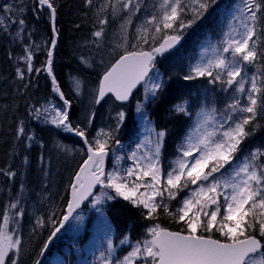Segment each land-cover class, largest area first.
Wrapping results in <instances>:
<instances>
[{
	"label": "snow or ice",
	"instance_id": "1",
	"mask_svg": "<svg viewBox=\"0 0 264 264\" xmlns=\"http://www.w3.org/2000/svg\"><path fill=\"white\" fill-rule=\"evenodd\" d=\"M84 2L86 7L93 6V0ZM218 4L219 0H153L151 10L147 0H106L99 5L95 14L100 27L92 33V43L103 47L104 26L109 23L106 13L120 21L119 41L112 49L114 62L93 90L92 103L100 104L109 97L123 106L138 86L144 87L146 98H158L164 82L157 69V58L176 48L186 30ZM57 8V0H34L32 11L37 18L41 12L48 14L53 38L46 49L44 70L51 78L52 91L63 104L42 106L43 111L33 108L30 115L56 129L74 133L86 146L87 158L69 185L66 211L44 242L41 254L65 225L83 224L84 217L77 210L86 201L103 215L107 201L121 198L153 223L135 243L128 236L120 241L130 249L122 257L115 255L109 238L106 255L101 252L102 264H264V146L246 153L241 148L264 122V0H240L235 4L220 38L209 42L197 62L189 65L182 78L206 80L213 87L205 92L213 95L211 99L205 97L197 112V122L179 140L175 157L167 166L162 163L166 129L149 126L144 142L127 157L117 155L118 149L110 146L113 142L119 144L114 134L126 117L122 108L116 112L115 127L101 129L91 138L88 127L94 113L87 118L86 126L72 124L71 102L65 98L53 71ZM2 11L10 15L8 23L0 16V30L9 32V25H16L15 35L23 46V53L16 57V75L23 82L26 75L41 71L33 65V46L23 45L25 6L5 4ZM138 13L143 20L136 27V42L130 50L128 28ZM144 45H148L147 49ZM21 61L23 68L19 67ZM82 62L87 63L83 58ZM72 84L79 94L81 82L73 78ZM22 86L27 88L28 83ZM217 92L223 94L222 100L215 95ZM218 103L222 106L218 107ZM137 112H143L142 105L137 104ZM174 112L191 115L187 101L175 104ZM21 137L34 141V136L26 134L23 121L16 131V139ZM110 153L113 166L106 171ZM125 159L131 164L121 167ZM27 162L25 157L24 163ZM0 172L9 178L16 176L10 170ZM24 191L21 184L15 200L0 211V264H20ZM161 215L170 217L180 228L171 230L156 222ZM35 223L45 227L42 217L37 216ZM34 264L40 261L37 259Z\"/></svg>",
	"mask_w": 264,
	"mask_h": 264
},
{
	"label": "rangeland",
	"instance_id": "2",
	"mask_svg": "<svg viewBox=\"0 0 264 264\" xmlns=\"http://www.w3.org/2000/svg\"><path fill=\"white\" fill-rule=\"evenodd\" d=\"M105 2L106 0H93L92 8L94 9V13L96 12V8L99 5L104 4ZM147 2H148L149 10H151V4L153 0H147ZM239 2L240 0H225L224 7L228 6L227 7L228 9L226 13L227 22L224 25L223 30H225L228 25L229 19L232 14L233 6L235 4H238ZM5 4L25 6V13L23 18H26L28 14L31 13L30 8L33 7L34 3L31 2V0H4L0 5V16L5 18V23H8L7 16L10 14L4 13L2 11V8ZM105 15H108L109 23L107 24V30L105 29V39H104L103 47L97 48L92 43L93 45H90L88 47L87 54L84 55L85 58H91V60H93L94 63L93 72L97 74L98 79L100 75L103 74V72L106 71V69L115 60L116 57L115 55H113L112 49H113V45L119 41V24H120L119 19L113 20L111 15L108 13H106ZM95 16L96 14L93 15L92 17L91 15L88 14L86 18V20H88V18H93V21L90 22L89 25L87 24L88 29L92 31V33L95 30H97L98 27H100L99 23H97L98 18L97 16L95 18ZM137 17L132 18V24L128 28V47L130 50L132 44L136 42V27L143 20V15L141 13H138ZM47 18L49 19L48 14H47ZM33 22L35 25H37V23L39 24V18H37L36 15L33 18ZM16 28H17L16 25L10 24L9 32H4L0 30V65L2 67L0 73V80L10 78L12 67L9 64L8 59H12V61H14V66L17 67L18 65H17L16 57L20 56L23 53V46L22 47L19 46L22 45L21 40L17 39L15 35ZM222 31L215 37L206 38L203 41H201L197 46L195 53L193 55H190L187 59H185L184 67L182 69L183 76L187 73L189 65L197 62V60L200 57V53L202 49L205 46H207L209 42L217 41L220 38ZM24 33H22L23 45H32L34 54L42 53L46 57L47 56L46 49L49 47V44L46 38L43 37V32L40 35V32L38 31L31 32L29 30L26 36L24 35ZM74 36H75L74 40L80 37V35L78 36L74 35ZM80 41L85 42L84 40H80ZM71 44L72 43H68L69 46ZM79 44L81 45L83 43L78 42L77 46H79ZM36 45H39V48H36L35 47ZM144 47L147 49L148 45H144ZM117 51H119V49ZM190 57L191 59L189 60ZM2 59H5V61H7L8 67H5L6 64L1 61ZM164 65H165L164 61L160 60L159 67H162ZM19 67L21 68L24 67L22 61L19 63ZM159 67L157 69L159 70L162 79L163 76ZM34 68L36 67L34 66ZM68 68L70 71H72L70 67ZM197 80L199 81L196 83L199 86L197 90L199 91L198 93L200 94V96H198V98L194 100L192 105L190 104V102H187L189 111H193L192 126L190 128L194 127L195 123L198 120L197 112L201 104L205 101V97L207 96L209 99H211L213 95L211 92H207V93L205 92V89H211L213 86L208 85L206 80L203 79H201L202 81L200 79ZM1 84L7 85V83H0V85ZM35 85H36V89L37 88L41 89L42 87L46 89L44 83H37ZM96 86L97 83H92V84L89 83V86L88 85L86 86L85 96L83 97L84 105H83L82 114L79 117L80 119L77 121L71 119L72 124L74 126H81V127L86 126L87 118L94 113L91 125L88 127V135L89 138H91L95 136V134L101 129L107 131L110 128L115 127L116 112L118 109L122 108V110L125 111L126 113V117L124 122L120 125L118 132H116L114 136H115V140L116 137L119 136L123 144L119 141V144L113 142V144L110 146L118 149L117 155L127 157L131 154V152L137 150L138 145L144 142L145 137L148 135L149 126L153 127L152 123L149 125V122L151 121L149 120L148 114L145 109L146 106L149 105V102L153 100V98L145 97V90L144 87L142 86L138 94V97H136L127 106H120L116 104L112 99L107 98L103 103H101L99 107L95 108L94 104L92 103V99H93L92 94ZM5 88L6 87H4V89ZM6 94L7 93H5V96H7ZM215 95L222 100L223 98L222 93L217 92ZM40 98L41 99L39 100L37 108H41L42 111H43L42 106L50 107V104H55L57 107H59L62 105L59 102H57L55 98H47L45 95L41 96ZM137 104L143 106L142 113L137 112ZM11 106L13 108V105ZM217 106L220 107L222 106V104L218 103ZM13 113L14 110L12 111L9 105H4L3 107L0 106V124L1 125L5 124L4 127H6L7 124L10 123ZM34 121L42 129L45 130L49 129L51 132L55 134H59L61 136H63V134L69 136L66 138V144H64L63 147L57 148V150H50L49 148H47V145L44 144V142L32 144L35 143L36 141H31V142L28 141L27 149L25 151H28L30 147H41V145H43L45 147V150L50 152V156H49L50 158L46 160H42L43 158H41V160H37L34 163V170L32 171L33 163L28 161L27 164H25L24 158L26 156L23 155V159L22 160L20 159L21 161H11L9 163V167L3 168V170H10L15 172L16 173L15 177L9 178L3 174H0V183L4 181L3 182L4 184H1L2 186L1 188L5 190H9V192H11L6 198L5 197L1 198L3 193L0 192V211L4 209V206L7 203L15 200V197H13L12 187L15 188L14 193L16 195L17 193L20 192L21 184L24 185V188L27 187L23 193V200H22V205L25 208V215L21 220V227H20V233L23 240V251L20 257V264H33V260L34 259L36 260V258L38 257L39 251H37V249L40 248L39 246H41L45 242V240L42 242L40 235L44 231L48 229H52L53 226L55 225L56 220L62 211L61 200L62 197L66 194L71 176L74 173L78 164H80V162L85 156L84 148L81 145L82 143L76 140L75 138L71 137L70 132L69 134H66L67 131L56 129L53 125L43 123L42 120L39 119L34 118ZM127 123H128V127L126 128L127 130L126 129L122 130V126ZM189 129L186 131V133L189 131ZM7 130L8 131L5 132V135H9V133H11V128H8ZM126 136L127 137L131 136L132 138V140L130 139L131 145L125 146V143L129 142ZM178 142L179 140L177 141V143ZM29 145L31 146L29 147ZM262 146H264L263 142H257L256 139H252L250 137L244 142V144L241 145V148L244 149L246 153L250 149H254ZM171 159L173 158H168L166 154L165 155L163 154L162 163L165 166H167L169 160ZM18 164L19 166L16 167V165ZM130 164L131 161L127 159L121 161V167ZM112 166H113V157L110 153V159L107 166V171H111ZM112 194L115 195L114 193ZM181 195H183V193H181ZM116 200L123 201L121 198H117L112 201H107L103 205V215H101L99 212L96 211V209L92 208L91 205L88 204L84 210L78 212L81 216L84 217L83 224L80 226H77L74 223L67 225L65 231L61 232V234L59 235V242L61 243L65 239H73L77 241L78 238H81V240L86 241V244L82 249L75 251V253H77L78 251L81 253L76 255L77 259L81 260V263L79 264H102L101 252H105L107 248V240L109 238L111 239L112 244L116 249V253H115L116 256L122 257L124 254H126L128 250H130L128 245L126 244L122 245L120 243V241L124 238L114 242L113 228L110 226V222L108 221L107 218V210L109 208V205ZM3 201L5 202L3 203ZM173 204H175V201H173ZM130 207L132 208L133 211V215H131V218L133 217L135 219H138L136 222L141 224V227L138 230L140 232L138 233L139 236L138 238H136V240H139L144 237L145 228L149 226L151 223H153V221H149L145 219L140 215L139 210L133 208L131 205ZM37 216L42 217L44 219L45 227L40 228L39 226L36 225L35 220ZM50 218H51V223L49 222ZM159 220L167 221L166 223H169L168 225H174L172 226L173 229L178 230L180 228V225L174 223L171 220V218L168 216L161 215V218ZM159 220L156 222L160 223ZM87 229L88 231L85 232ZM136 240L134 241L130 240V241L132 243H135ZM59 247L61 246L59 245ZM61 261L62 258L51 252L49 260L43 261V264H61Z\"/></svg>",
	"mask_w": 264,
	"mask_h": 264
},
{
	"label": "trees",
	"instance_id": "3",
	"mask_svg": "<svg viewBox=\"0 0 264 264\" xmlns=\"http://www.w3.org/2000/svg\"><path fill=\"white\" fill-rule=\"evenodd\" d=\"M3 1L4 0H0V5ZM57 4L58 8L55 26L58 30V36L56 37L57 45L53 54V71L60 89L65 95V98L70 100L71 102L72 107L69 110L71 119L77 121L80 119L79 117L83 111V97L85 96L86 86H89V83L92 84L98 82V78L93 72V60H91V58H85L81 53V51L85 49L86 43L82 45L83 49L77 46V43L80 40H84L89 37H91L92 40L95 39L92 36V31H90L87 26V24L89 25V23L93 21V18H88V20H86L88 16V7L85 6L84 0H57ZM224 4L225 0L219 1L218 6H214V8L210 9L209 13L206 14L203 19H201L196 25H194L193 28L187 30L182 46L177 51L164 56V58L161 59L162 61H164V66L159 67L160 60H157V68L159 67L161 72H163L164 90L160 94V96L158 98H154L152 101L153 103L149 106H146L145 109L148 111V118L156 130H167V136L165 137L163 147L164 154L169 152L171 154L170 156H175V148L177 145L178 137H183L186 129L189 128L190 124L189 120L184 119L180 115L171 114L169 111V107L172 104L176 103L181 98H190L191 94L194 92L195 81H185L182 78V69L184 67L185 59L195 53L198 44L202 40L209 37H215L223 30L224 25L227 22L226 13L228 9V6L224 7ZM92 7L91 11L93 9ZM31 13L37 16V14L33 11ZM29 16L32 17V14H30ZM32 24V22H26L25 32L34 26ZM38 25L42 26L41 30L43 31V36H45L47 42H49L53 38V35L51 23L47 18L46 12L39 13ZM104 27L107 30V25H105ZM74 35H80V37L74 40ZM68 43L72 44L68 47ZM44 58L45 56L42 53H35L33 63H37L42 60V64H44ZM82 58L83 60H86L87 63L82 62ZM190 59L191 57L189 58V60ZM1 61L6 64L5 67H8L7 61H5V59H2ZM68 67H70L72 70L70 71V73ZM1 68L2 67L0 65V73ZM64 74H66L67 76H65ZM10 78L12 79H10V81L8 82L9 84L7 83V85H0V106L3 107L4 105H9L12 111L14 110L10 123L7 124L6 127H4L5 124H0V169L9 167V163L11 161H21L24 155L27 157V161L33 163V171L34 163L37 160H41V158H43L42 160L50 158V152L46 151L44 146L30 147L28 151H25L27 149L28 141L24 137H21L19 140L16 139V131L20 121L24 122L26 134L34 136V141L36 142L32 144L44 142V144H46L47 148H49L50 150H57V148L63 147L64 144H66V138L68 137V135L63 134V136H61L59 134L51 132L49 129L45 130L40 128L37 123H35L33 116L30 115V110L33 108H37L38 106V104L34 105L33 103H36V99H38L39 103L41 96L45 95L47 98H55V100L57 101L55 93L52 91V83H50L41 72H33L32 74L26 75L25 81L22 82L17 78L16 70H14L10 73ZM73 78H76L81 82V89L79 94H77V92L73 88ZM23 83H28V87L24 88L22 86ZM37 83H44L47 90L43 87L41 89H36L35 84ZM4 87L6 88L4 89ZM8 88L11 89L9 90ZM5 93H8L6 94L7 96H5ZM135 98L136 97H134L133 100ZM11 105H13V108ZM127 127L128 123L122 126V130H125ZM8 128H11V133H9V135H5V132L8 131ZM126 138L129 142L125 143V146L131 145V136H126ZM251 138L256 139L257 142L264 143V122H261L260 129ZM116 140L121 142V138L119 136L116 137ZM18 166L19 164L16 165V167ZM0 174H3V172H0ZM12 191L13 197L16 198L17 195L14 193V187H12ZM2 193L3 194L1 198H6L11 192H9V190L3 189ZM65 204L66 194L62 197L61 200V210H63ZM131 215H133L132 208L126 201L116 200L109 205V208L107 210V217L112 227L114 228L118 238H121L125 234H128L130 240H135L136 238H138V230L141 227V224L136 222L138 219H135L133 217L131 218ZM159 222L166 228L177 230L172 228V226L174 225H168L169 223H166L167 221L159 220ZM47 233H49L48 230L44 231L40 235L42 242L45 240V238L48 237ZM59 245L61 247H59ZM83 246L84 241L81 240V238H78L77 241L73 239H65L61 243L59 242V238L57 237L47 254V258L44 261H48L50 253L53 252L55 255L62 258L65 264H79L81 263V260H78L76 255L81 253L79 251L75 253V251L82 249ZM34 261L35 259L33 260V264Z\"/></svg>",
	"mask_w": 264,
	"mask_h": 264
},
{
	"label": "bare ground",
	"instance_id": "4",
	"mask_svg": "<svg viewBox=\"0 0 264 264\" xmlns=\"http://www.w3.org/2000/svg\"><path fill=\"white\" fill-rule=\"evenodd\" d=\"M31 2H34V0H31ZM30 11L32 12V7L30 8ZM30 14H32V17H30L29 15ZM30 14H28V16L26 17V18H24L25 19V21L26 22H29V23H33L32 25H34L32 28H30V29H28L25 33H24V35L26 36L27 34H28V31L30 30L31 32H36V31H38V32H40V35L42 34V32H41V27L42 26H40V25H38V23H37V25H35L34 24V22H33V18H34V16H35V14H33V13H30ZM88 14L89 15H91V17L93 16V15H95V13H94V9H92V11H91V7H88ZM95 18H96V16H95ZM29 20V21H28ZM51 28H52V26H51ZM43 37H45V36H43ZM84 41L85 42H82L83 44H85L86 43V47H85V49L84 50H82L81 51V53L83 54V55H85V54H87V49H88V47L90 46V45H93L92 44V39H91V37H89V38H87V39H84ZM80 42V41H79ZM8 44V43H7ZM17 44V43H16ZM83 44H79V46L78 47H80L81 49H83L82 48V45ZM19 45V44H18ZM20 47H22V45H19ZM69 46V45H68ZM55 50V49H54ZM70 52V51H69ZM72 53V52H71ZM17 54V53H16ZM53 54H54V51H53ZM66 55V54H65ZM69 55V54H68ZM63 58V57H62ZM74 58V57H73ZM46 59H47V56L44 58V64H45V61H46ZM70 60V59H69ZM65 61H67V60H65ZM8 62H9V64L11 65V67H12V70L11 71H14V69L16 70V66H14V61H12V59H8ZM43 62H42V60H40L39 62H37V63H34L35 64V66H36V68L37 69H41V71L40 72H43L42 74L44 75V77L51 83V79L49 78V76L47 75V73H46V71L44 70V64H42ZM72 63V62H71ZM69 64V63H68ZM73 64V63H72ZM74 65V64H73ZM38 66H40V67H38ZM71 66V65H70ZM11 69V68H10ZM59 70V69H58ZM65 71V70H64ZM68 71V70H67ZM59 72V71H58ZM62 72V71H61ZM69 73H70V70H69ZM68 73V74H69ZM72 74V73H71ZM62 75H63V73H62ZM65 76H67L66 74H64ZM82 75V74H81ZM97 78H98V76H97V74L95 75ZM59 77V76H58ZM65 78V77H64ZM10 79H12V78H8V79H2V80H0V83H8L9 81H10ZM66 79V78H65ZM16 81V80H15ZM67 81V80H66ZM63 83V82H62ZM9 84V83H8ZM65 84V83H64ZM11 85V84H10ZM18 85H20V84H18ZM65 87H68V86H65ZM13 88V87H12ZM19 88V87H18ZM9 89V88H8ZM11 89V88H10ZM9 89V90H10ZM15 91V90H14ZM18 92V91H17ZM2 93V92H1ZM8 94V93H7ZM11 94V93H10ZM167 95V94H166ZM37 100L38 99H36V103H33L34 105H37L38 104V102H37ZM163 102V101H162ZM166 102V101H165ZM170 103V102H169ZM79 104V103H78ZM80 104H81V102H80ZM168 106V105H167ZM169 107V106H168ZM166 110V109H165ZM74 112V111H73ZM164 113V112H163ZM165 114V113H164ZM165 119V118H164ZM161 120V119H160ZM161 124V123H160ZM44 135V134H43ZM41 137V136H40ZM45 137V136H44ZM7 147V146H6ZM6 149V148H5ZM13 149H15V148H13ZM9 152H11V151H9ZM13 152V151H12ZM1 155V154H0ZM3 155V154H2ZM6 155V154H5ZM171 154L169 153V152H167L166 153V156L167 157H169ZM8 156V155H7ZM5 157V156H4ZM5 160V159H4ZM1 161H2V159H1ZM4 163H5V161H4ZM2 164V163H1ZM4 181H2V183H0V189H2V190H0V192H3V188H1L2 186H1V184H4L3 183ZM27 188V187H26ZM26 188H25V190H26ZM5 201H3V203H4ZM26 221V220H25ZM33 234V233H32ZM37 236V235H36ZM35 237V236H34ZM38 245V244H37ZM28 253V252H27Z\"/></svg>",
	"mask_w": 264,
	"mask_h": 264
},
{
	"label": "water",
	"instance_id": "5",
	"mask_svg": "<svg viewBox=\"0 0 264 264\" xmlns=\"http://www.w3.org/2000/svg\"><path fill=\"white\" fill-rule=\"evenodd\" d=\"M181 43H182V40H181L180 44L176 46V48H178V47L181 45ZM176 48L172 49L171 51L175 50ZM171 51H170V52H171ZM168 53H169V52H168ZM46 73H47V72H46ZM49 78H50V77H49ZM50 79H51V78H50ZM139 87H140V86H138L137 89L134 90L133 94L138 90ZM56 95H57V98L59 99V101H60L61 103H63V101L60 100L59 95H58V94H56ZM105 98H106V97H105ZM112 99L114 100V98H112ZM130 99H131V98H130ZM130 99H129V101H130ZM129 101H128V102H129ZM101 102H102V101H101ZM128 102H127V103H128ZM117 103H119V102H117ZM127 103H126V104H127ZM126 104H124V105H126ZM96 105H99V104H96ZM71 136H73V137H77V136H75L73 133L71 134ZM77 138H79V137H77ZM79 139H80V138H79ZM82 142H83V141H82ZM83 145H84V144H83ZM84 147H85V149H86V146H85V145H84ZM86 158H87V157H86ZM81 165H82V164H81ZM78 170H79V169H78ZM72 182H74V177H73ZM69 199H70V187H69V190H68V200H69ZM89 199H91V198H89ZM87 203H88V201H86V202L84 203V205L81 206V208L84 207ZM81 208H80V209H81ZM80 209H78L77 211H79ZM65 211H66V208H65L64 212H65ZM61 219H62V218H61ZM61 230H62V229H61ZM53 239H54V238H53ZM52 241H53V240H52ZM51 243H52V242H51ZM50 245H51V244H49L47 250L49 249ZM47 250H45V251L43 252L42 256L45 254V252H46Z\"/></svg>",
	"mask_w": 264,
	"mask_h": 264
}]
</instances>
